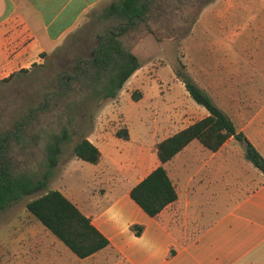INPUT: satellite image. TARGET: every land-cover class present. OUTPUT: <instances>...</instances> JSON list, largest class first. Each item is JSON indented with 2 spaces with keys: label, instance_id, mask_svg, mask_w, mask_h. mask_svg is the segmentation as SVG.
Masks as SVG:
<instances>
[{
  "label": "rangeland",
  "instance_id": "374dc122",
  "mask_svg": "<svg viewBox=\"0 0 264 264\" xmlns=\"http://www.w3.org/2000/svg\"><path fill=\"white\" fill-rule=\"evenodd\" d=\"M113 1L98 7L76 35L42 57L41 65L0 83V143L19 172L41 178L47 143L53 136L66 138L48 189L63 184L85 195V169L92 165L77 159L74 149L98 129L101 116H123L120 124L108 122L107 129L126 131L121 122L136 129L145 116L152 123L170 102H183L196 117L199 108L207 111L189 96L176 72L186 74L226 113L264 109V0H149L146 20L128 27L122 37L143 71L135 72L116 98L90 94L77 63L91 60V50L110 27L124 25L99 17ZM138 86L146 98L136 103ZM44 193L0 209V264H50L52 256L42 252L35 235L41 225L26 208ZM60 254L58 264H64L68 259ZM98 264L125 263L109 253Z\"/></svg>",
  "mask_w": 264,
  "mask_h": 264
},
{
  "label": "crops",
  "instance_id": "0c3cea01",
  "mask_svg": "<svg viewBox=\"0 0 264 264\" xmlns=\"http://www.w3.org/2000/svg\"><path fill=\"white\" fill-rule=\"evenodd\" d=\"M107 1L0 0V83L41 65L44 55L76 35ZM137 89L139 103L146 93ZM199 109L196 117L183 102H170L152 123L141 117L136 129L123 124L121 115L99 117L98 129L86 137L101 157L85 169V195L63 184L58 187L110 245L79 259L39 223L35 235L42 252L52 256L50 264L62 261L60 251L68 259L64 264H98L109 253L125 264H264V175L233 137L216 152L195 139L164 164L178 198L157 216H149L130 196L161 165L157 144L208 115ZM226 114L264 157V109ZM110 121H122L128 138L107 129Z\"/></svg>",
  "mask_w": 264,
  "mask_h": 264
},
{
  "label": "trees",
  "instance_id": "16d2710c",
  "mask_svg": "<svg viewBox=\"0 0 264 264\" xmlns=\"http://www.w3.org/2000/svg\"><path fill=\"white\" fill-rule=\"evenodd\" d=\"M148 1L116 0L99 14L100 18L124 25L110 27L106 35L98 38L97 46L90 52L89 62L78 60V68L83 69L82 76L90 94L102 95L105 99L116 98L128 79L142 67L139 58L123 42L122 37L128 27L137 26L146 20ZM176 75L183 82L189 96L204 107L208 115L158 143L157 154L161 165L131 190L132 200L151 217L157 216L178 198L164 164L195 139L210 151L216 152L233 137L244 146L246 159L264 175V157L243 132L237 131L231 118L186 74L176 72ZM75 79H79L78 72ZM134 99L139 98L134 96ZM117 135L128 138L125 130H118ZM65 139L53 136L47 143V170L41 178L19 172L7 157L6 145L0 143V209L5 210L23 197L45 191L27 203V211L76 257L85 259L107 248L110 243L61 191L48 189L50 175L59 163L61 145ZM74 151L77 158L92 164L98 163L101 157L99 149L86 137L76 144ZM141 231L142 227L138 226L136 234H141Z\"/></svg>",
  "mask_w": 264,
  "mask_h": 264
},
{
  "label": "flooded vegetation",
  "instance_id": "af4514ba",
  "mask_svg": "<svg viewBox=\"0 0 264 264\" xmlns=\"http://www.w3.org/2000/svg\"><path fill=\"white\" fill-rule=\"evenodd\" d=\"M80 61V60H79ZM70 79H71V77H67V78H65L64 80V83H66V84H69V82H70Z\"/></svg>",
  "mask_w": 264,
  "mask_h": 264
}]
</instances>
